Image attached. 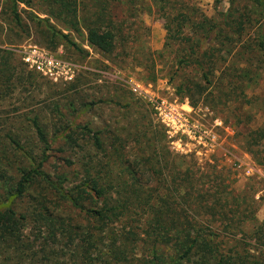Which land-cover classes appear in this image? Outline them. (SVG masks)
I'll list each match as a JSON object with an SVG mask.
<instances>
[{
    "label": "trees",
    "instance_id": "trees-1",
    "mask_svg": "<svg viewBox=\"0 0 264 264\" xmlns=\"http://www.w3.org/2000/svg\"><path fill=\"white\" fill-rule=\"evenodd\" d=\"M104 1L91 15L81 19L77 0L22 2L26 7L34 6L36 13L46 16L44 19L29 11L21 12L27 21L35 20L36 26H45V36L52 44L55 38H61L75 46L67 35L79 34L83 30L82 39L90 48L110 55L115 46L113 31L116 24L106 13L107 3L122 0ZM157 1L164 3L167 0ZM243 2L239 9L232 7L231 0V7L214 31L215 37L228 41L229 45L235 40L240 41L245 27L252 28L251 38L242 46H218L197 55V47L193 50L187 44L189 39L178 34V44L188 46L181 61L184 64L190 62L193 70L199 69L201 82L205 85L185 80L177 87L178 94L191 99L206 86L218 90L227 86L228 97L230 93L236 97L241 95L245 98L243 105H254L252 97L246 98V92L252 90L251 80L244 81L241 73L243 69L251 73L250 63L254 62L257 65L255 70L264 74V0ZM18 3L19 0L2 2L10 9L9 20L17 27H25L24 23L21 25ZM252 14H258L261 23L253 22ZM180 18L179 23L183 22V25L178 24V29L188 23L185 17ZM48 20L59 28L46 25ZM197 26L203 28L204 20L191 25L195 38ZM224 29L229 30L230 36L223 35ZM165 33L166 40L173 39L171 27L167 24ZM219 43L223 44L221 39ZM168 45L165 41V46ZM233 50L242 57L243 65L240 70L234 67L235 80L228 85L227 82L211 81L215 71L223 73L225 69L218 70L219 67L215 66L217 57H222L218 56L219 53L222 51L227 56ZM11 57L10 51L0 49L1 66H5ZM206 64L209 66H204ZM239 116L246 121L250 119L249 114L243 112ZM31 122L33 134L41 143L36 151L11 142L19 152L17 156L12 146L0 141V252L9 248L17 264L27 261L58 264L56 261L61 258L73 264H264V219L255 222L254 202L243 195L245 190L241 193L229 190L222 170L208 165L201 169L192 159L186 161V157L165 149L161 152V148L158 150L148 142L144 148L151 152L146 156L135 155L131 161L127 155L131 149L127 137L115 147H104L97 137L98 132L89 138L91 147L97 151L106 150V160L94 161L84 150L85 145L71 141L67 129L60 132L67 141L54 146L47 141L35 117ZM237 134L240 136L237 146L264 170V147L261 144L264 142V128H241ZM70 150L83 154L81 158L59 159L51 165L47 162V153H70ZM175 162L186 167L181 171ZM118 168L119 174L115 175L113 172ZM249 220L255 222L251 237L261 249L256 256L227 248L226 237L244 233L240 227ZM30 223L33 224L31 237L22 239L24 229Z\"/></svg>",
    "mask_w": 264,
    "mask_h": 264
},
{
    "label": "rangeland",
    "instance_id": "rangeland-1",
    "mask_svg": "<svg viewBox=\"0 0 264 264\" xmlns=\"http://www.w3.org/2000/svg\"><path fill=\"white\" fill-rule=\"evenodd\" d=\"M24 1L19 0L18 12L22 19L21 25L24 23L26 26L17 27L9 20L10 9L0 0V49L12 53L8 63L0 65V141L12 146L17 156L19 152L11 142L36 151L41 143L33 134L31 120L35 117L49 143L54 146L65 143L67 139H63L60 132L67 129L71 141L85 145L84 150L94 161L105 162L107 152L91 147L92 140L89 138L95 132L99 133L97 137L104 147H115L127 137L128 147H131L127 155L131 161L135 155L146 156L151 152L144 148L145 142H148L158 150L161 148V152L165 149L177 156L186 157V161L192 159L201 169L208 165L222 170V176L227 177L225 182L228 189L234 193L245 190L243 195L254 202L255 222L264 219V170L236 144L240 138L237 133L241 128H264V74L255 70L257 65L254 62L250 63L249 68L253 69L251 73L244 69L241 73L244 81L251 80L252 83L251 92H246V98L250 96L254 100L251 107L243 105L245 98L241 95L236 97L230 93L228 97L227 86L221 90L206 86L191 99L177 93V87L185 80L203 85L200 70H193L190 62L184 64L181 61L188 46L193 50L197 47L199 55L200 52L218 46H242L251 38L252 28L248 26L240 41L235 40L229 45L228 41L214 36L215 27L231 7V0L109 2L106 13L116 24L113 31L116 36L115 46L110 55L90 48L82 39L85 34L83 30L79 34L67 35L75 46L61 38L52 39V44L49 37L45 36V26H36L33 19L27 21L21 10L29 11L40 19L46 16L36 13L34 6L26 7L22 3ZM101 2L105 3L104 0H77L79 18L91 15ZM243 4V0H233L232 7L240 9ZM181 16L188 19V23L178 29V24L183 25V22L179 23ZM251 16L253 22L261 23L258 14ZM203 20L205 26H197L195 38L190 27ZM166 24L173 33L170 41L166 40ZM46 25L59 28L51 20ZM61 33L66 34L64 31ZM178 34L189 39L188 46L178 44ZM224 34L230 36L229 30L224 29ZM165 41L168 46H165ZM218 56L222 57H217L215 66L219 67L218 70L225 69L223 73L215 71L210 80L222 84L227 82L228 85L235 80L234 67L242 69V57L236 55L235 50L227 56L221 51ZM27 57L29 62L34 61L36 64L51 59L55 69L50 75L45 73L46 69L40 73L23 61ZM238 106H242L241 109H237ZM169 111L185 116L195 128L214 134L217 146L209 148L193 139L176 123L171 124ZM240 112L249 114L250 121L239 116ZM261 144L264 147L263 141ZM47 154V162L51 165L59 159L81 158L83 153L70 150V153L55 151ZM175 163L181 171L186 167L179 162ZM118 171L119 168L113 173L118 175ZM255 222L246 221L240 227L244 233L227 236V248L256 256L261 249L251 237ZM32 225L27 224L22 239H30ZM5 250L0 252V264H17L10 249ZM56 262L73 264L65 258ZM25 264L32 263L27 261Z\"/></svg>",
    "mask_w": 264,
    "mask_h": 264
},
{
    "label": "built area",
    "instance_id": "built-area-1",
    "mask_svg": "<svg viewBox=\"0 0 264 264\" xmlns=\"http://www.w3.org/2000/svg\"><path fill=\"white\" fill-rule=\"evenodd\" d=\"M29 57L24 58L23 61L30 64V67H32L33 69L38 70L40 73L43 72L44 69L47 70V72H45L46 74L50 75L51 71L53 69H55V64L54 61L51 59H45L44 61H38V64H36L34 61H30L29 62ZM40 58V57H39ZM168 118L169 121L171 122V124H177V126L182 127L188 135L192 136L193 139L197 140L198 142L202 143V144H206L209 148L217 146L216 142V137L214 134L210 133V132H206V131H201L198 128H195V126H193L191 123H189L186 120V117L176 113L175 111H169L168 114Z\"/></svg>",
    "mask_w": 264,
    "mask_h": 264
}]
</instances>
